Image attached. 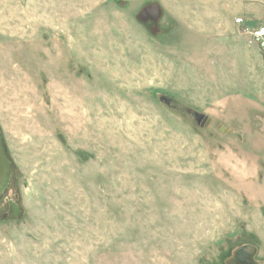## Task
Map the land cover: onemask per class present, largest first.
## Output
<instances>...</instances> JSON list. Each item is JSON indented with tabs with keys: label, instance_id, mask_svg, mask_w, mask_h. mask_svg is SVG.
<instances>
[{
	"label": "rangeland",
	"instance_id": "rangeland-1",
	"mask_svg": "<svg viewBox=\"0 0 264 264\" xmlns=\"http://www.w3.org/2000/svg\"><path fill=\"white\" fill-rule=\"evenodd\" d=\"M257 26L264 0H0V264H264Z\"/></svg>",
	"mask_w": 264,
	"mask_h": 264
},
{
	"label": "water",
	"instance_id": "water-1",
	"mask_svg": "<svg viewBox=\"0 0 264 264\" xmlns=\"http://www.w3.org/2000/svg\"><path fill=\"white\" fill-rule=\"evenodd\" d=\"M161 6L158 2H152L144 5L136 14V18L140 22L151 21L153 23V31L156 32L155 28L158 19L161 17ZM188 113L193 115L195 121L200 124V126H205L210 123V117L206 114L196 112L194 110H187ZM11 177V165L10 160L7 157L5 146L3 144L1 131H0V196L7 188ZM14 209L17 211L16 206ZM13 209V211H15ZM256 246L253 244H243L240 247L236 248L232 253V257L229 259V264H262L255 260L256 256Z\"/></svg>",
	"mask_w": 264,
	"mask_h": 264
},
{
	"label": "built area",
	"instance_id": "built-area-1",
	"mask_svg": "<svg viewBox=\"0 0 264 264\" xmlns=\"http://www.w3.org/2000/svg\"><path fill=\"white\" fill-rule=\"evenodd\" d=\"M241 19H237V22H240ZM252 37L253 40H255L257 43L259 42L261 45H264V26H257L252 31Z\"/></svg>",
	"mask_w": 264,
	"mask_h": 264
},
{
	"label": "flooded vegetation",
	"instance_id": "flooded-vegetation-1",
	"mask_svg": "<svg viewBox=\"0 0 264 264\" xmlns=\"http://www.w3.org/2000/svg\"><path fill=\"white\" fill-rule=\"evenodd\" d=\"M10 205L13 207L12 209H14V207L16 206L14 203H12L11 201H10Z\"/></svg>",
	"mask_w": 264,
	"mask_h": 264
}]
</instances>
